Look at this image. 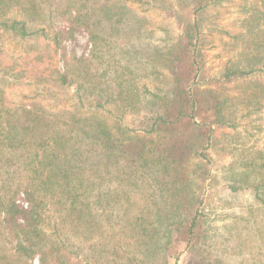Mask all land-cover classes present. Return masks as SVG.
Listing matches in <instances>:
<instances>
[{
	"label": "rangeland",
	"instance_id": "rangeland-1",
	"mask_svg": "<svg viewBox=\"0 0 264 264\" xmlns=\"http://www.w3.org/2000/svg\"><path fill=\"white\" fill-rule=\"evenodd\" d=\"M244 5L241 0H230L219 11L218 24L224 33L214 31L207 47V69L212 75L239 58L242 46L234 35L240 31L238 20L244 17ZM177 7L178 0H0V196L5 201L13 197L21 209H29L25 187L30 181L23 176V153L29 147L23 144V125H31L38 115L55 120L62 109L83 106L84 111L92 112V106L102 103L111 123L113 112L123 125L140 129L154 114L153 95H162L171 87L164 57L181 32L178 16L182 13ZM23 25L31 36L23 37ZM254 80L264 81L263 73L229 83L232 95L240 98L232 109L236 125L218 130L213 137L207 159L201 163L204 175L199 177L200 161L187 166L198 194L203 196L205 218L191 247L187 248L186 238L173 243L171 252H181L178 264H264V206L256 200L253 189L264 181V158L260 157L264 153V102L260 110H254L246 98L254 89ZM107 86L127 91V95L115 97L112 90L102 93ZM101 94L102 100L98 98ZM10 131L17 136L14 143L8 139ZM79 183L72 182L78 191L73 192L68 207L72 201L80 207L81 202L96 199L88 197L91 189L106 193L117 185L97 181L94 186L85 181L82 188ZM134 191L130 221L146 201L141 192ZM28 192L36 193L34 198L45 203L41 204L45 220L40 225L52 234L51 225L55 224L51 218L65 205L57 202L60 197L43 198L34 187ZM106 196L105 203L109 199L115 211L100 215V207L94 209L93 226L84 220L74 222L77 216H73L65 229L60 227L69 242L59 246L73 253L72 264L91 260L92 254L99 256L98 264H113L106 253L101 254L103 248L116 249L119 264L128 258L151 264L145 252L156 250L155 240L146 245L151 228L156 227L155 216L134 219L130 226L121 216L126 208L124 200H111L112 192ZM3 217L0 215L1 264L12 261L10 256L23 237V219L18 221V229L9 232L3 229ZM61 238L65 236L61 234ZM43 241L46 247L52 245L50 240ZM160 259L175 264L174 259ZM31 264H40L38 255Z\"/></svg>",
	"mask_w": 264,
	"mask_h": 264
},
{
	"label": "trees",
	"instance_id": "trees-1",
	"mask_svg": "<svg viewBox=\"0 0 264 264\" xmlns=\"http://www.w3.org/2000/svg\"><path fill=\"white\" fill-rule=\"evenodd\" d=\"M227 1L230 0H178L177 9L182 13L178 16L181 32L164 57L171 87L162 95H153L155 112L142 122L140 129L123 125L121 117L113 112L110 117L115 120L111 123L105 117L108 112L102 103L92 106V112L84 111L83 106L62 109L55 120H45L38 115L37 120H31V125H23V144L29 147V151L23 153V176L30 181L25 187L30 206L27 210L21 209L13 197L5 201V197L0 196L4 231L18 229V221L23 219V227H20L23 242L19 240L16 244L14 255L10 256L13 262L9 260L4 264H31L37 255L40 264H72L73 253L68 247L59 246L69 242L66 233L60 231L75 215L74 222L84 220L91 226L95 223L94 209L100 207V215L115 211V205H111L109 199L106 203L104 200L110 192L114 194L111 200H124L126 208L121 216L127 218L128 225L133 226L134 219L142 221L144 216H155L156 227L151 228V240L146 243L149 247L153 240L156 241L153 242L156 250L145 252V258L152 262L149 263L156 264L158 260L165 263L160 259L163 257L168 261L174 259L178 264L181 252H171L173 243L186 238L187 248L191 247L205 218L201 209L203 196L198 194L187 166L200 161L197 163L199 177L203 176L201 163L207 159L213 137L218 130L236 125L232 109L234 101L240 98L232 95L229 83H240L256 73L264 75V0H241L245 3L241 8L244 17L238 20L240 31L234 35L242 46L239 58L228 61L219 74L209 73L208 38L214 31L224 33L218 24L219 11ZM164 8L169 10L171 6ZM213 10L216 12L212 13ZM21 32L23 37L32 34L24 25ZM225 34L228 35L227 31ZM64 77L63 84H66ZM252 84L254 89L246 98L254 110H260L259 105L264 102V81L254 80ZM106 90H112L115 97L127 95V91H116L111 86L101 92ZM98 98L102 100L103 94ZM26 113L30 115L31 112ZM16 137L13 131L8 132L10 142L14 143ZM260 157L264 158V153ZM85 181H91L94 186L97 181L106 182L108 186L115 182L117 192L116 188L106 193L95 189L84 191L88 197L96 199L81 202L80 207L72 201L74 203L68 207L73 192L78 191L72 187V182H81L78 186L81 184L83 188ZM32 187L38 189L43 198L57 200L60 197L57 202L65 205V209L55 212L53 218L46 217L54 220L52 234L40 225L45 220L41 213L44 208L41 204L45 203L34 198L36 193L28 192ZM134 188L146 201L139 215L130 221L128 214L134 208L130 201ZM253 189L256 200L264 206V181ZM55 202L52 204L56 205ZM53 236L55 238H51ZM43 240H50L52 245L46 247ZM100 252L106 253L113 264H119L116 249L103 248ZM98 257L92 254L91 260L83 264H94L92 260L98 264ZM121 264L146 263L128 258Z\"/></svg>",
	"mask_w": 264,
	"mask_h": 264
},
{
	"label": "built area",
	"instance_id": "built-area-1",
	"mask_svg": "<svg viewBox=\"0 0 264 264\" xmlns=\"http://www.w3.org/2000/svg\"><path fill=\"white\" fill-rule=\"evenodd\" d=\"M25 207H27V206H25Z\"/></svg>",
	"mask_w": 264,
	"mask_h": 264
}]
</instances>
